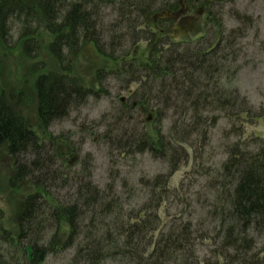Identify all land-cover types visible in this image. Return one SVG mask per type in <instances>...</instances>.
Instances as JSON below:
<instances>
[{
	"label": "trees",
	"instance_id": "trees-1",
	"mask_svg": "<svg viewBox=\"0 0 264 264\" xmlns=\"http://www.w3.org/2000/svg\"><path fill=\"white\" fill-rule=\"evenodd\" d=\"M159 1L170 2L160 10L173 14L164 22L172 24L176 19L174 23L186 26L189 17L180 0H0L1 43L11 18L22 17L20 37L26 39L23 51L29 58L38 48L31 25L52 35L47 50L60 72L40 74L34 84L36 115L44 132L73 106L103 92L101 74H114L137 89L131 103L120 100L124 114L119 116L113 136L120 134L127 147L148 152L168 165L166 174L147 184L149 197L127 211L118 201L103 200L90 180V171L83 170V177L61 171L68 148L53 138L40 140L0 95V155L12 171L8 186L27 189L13 218L15 230L0 227V264H42L51 252L71 248L73 254L66 264H264V137H244L241 126L263 113L252 114V107L236 88L222 85L226 62L235 61L238 55L232 41H215L210 35L191 46L174 42L168 35L156 38L146 16L151 11L155 14L153 8ZM185 1L204 5L209 14L218 0ZM108 4L117 5L119 21L110 25L105 43L98 29L104 21L101 7ZM206 24L207 19L204 27ZM127 37L135 46L146 42L144 60L129 58L123 44ZM88 44L99 58L115 64L119 60L115 70L95 72L97 90L85 86L69 68L70 58ZM134 104L140 114L150 112L158 122L168 118L166 132L157 128L151 139L145 130H129L127 116ZM221 117L232 123L227 134L234 133V137L226 144L225 157L212 177L204 154L209 132ZM190 160L192 175L209 178L202 199L196 197L194 205L188 200H192L190 190L197 178L182 179L179 188L170 184L172 175ZM68 184L76 196L62 200L56 190ZM174 206L180 209L172 211ZM2 217L0 209V220ZM62 230L67 231L61 235ZM203 244L211 247L199 256ZM4 245L11 250L3 253ZM25 245L32 247L29 261L20 253Z\"/></svg>",
	"mask_w": 264,
	"mask_h": 264
},
{
	"label": "rangeland",
	"instance_id": "rangeland-1",
	"mask_svg": "<svg viewBox=\"0 0 264 264\" xmlns=\"http://www.w3.org/2000/svg\"><path fill=\"white\" fill-rule=\"evenodd\" d=\"M23 1L32 3V0ZM181 1L183 3V0ZM169 3L159 1L153 10L156 13ZM184 3H186L184 9H188L187 17H189L186 26L174 23L176 19L172 24L160 21L152 16V11L146 16L147 22L157 33L156 38L160 34L168 35L174 42L191 43V46L197 39L201 42L210 35L215 37V41L218 38L232 41L238 55L235 61L226 62L222 85L227 89L236 88L252 107V114L263 113L257 119L248 118L252 120H246L241 125L244 130L243 136L264 137V0H218L214 2L209 14H197L198 7L192 6V1H184ZM102 6L101 14L104 16V21L98 33L106 43L110 36L108 29L111 28L110 25L119 21V13L116 12L117 5ZM205 19L207 24L204 27ZM35 26L36 24L33 23L30 31L34 32L32 38L37 41L38 48L33 57L29 58L23 51V43L26 39L20 37L23 28L22 17L9 20L5 41L0 42V95L5 97L11 109L23 118L25 124L38 135L40 140L46 142L53 138L54 142H61L62 146L68 148L69 151L62 158L63 163L59 168L61 171L69 172V176L75 174L81 177L85 175L83 170L90 171V180L100 189L103 200L118 201L125 210L132 212V209L149 197L147 184L155 176L168 172L166 162L152 157L148 152H135L134 147L123 144L126 138L121 139L120 134L118 137L113 136V129L119 126V116L124 114L120 109V100L131 103L129 99L132 98L131 95L137 89V85L134 83L126 85L117 75H108L104 72L100 76L103 92L101 94L98 92V97H88L81 105L73 106L66 117L53 121L44 132L39 127L36 115L35 80L40 74L60 72V69L53 55L47 50L52 35L43 28L34 29ZM118 33L119 31L113 33V36ZM127 38H129L127 42L121 43L125 44V51L129 50V58L144 60L148 53L146 42L140 41L135 46L131 43V38ZM91 45H83L80 51L70 58L69 68L85 86L96 89L95 72L102 69L115 70L119 60L115 64L99 58ZM153 57L156 59V54H153ZM127 118L129 130L133 127L137 130H145L151 139L155 138L157 128L165 133L169 126L168 118L158 122L159 120L150 112L140 114L138 106L134 107ZM231 125L229 120L221 117L209 132L210 139L204 158L212 177L217 175L219 164L225 157L226 144L234 137V133L227 134L231 130ZM238 125L239 123H236V126ZM192 165L190 160L188 165L181 166L170 178V184L174 188H179L182 179L188 182L197 178L195 186L190 190L192 200H188L194 205L198 203L196 197L202 199L209 178L192 175ZM11 172V168L0 155V209L3 211L0 227L13 232L15 230L13 218L27 189L9 188ZM87 180L85 176L84 181ZM74 191L75 189L68 184L58 188L56 194L62 200H73L76 196ZM166 205L169 206L168 203ZM174 208L180 209V206H174L171 210L174 211ZM66 231L62 230L61 235ZM210 247L206 244L201 245L199 256L204 255ZM9 250L11 249L6 245L2 247L3 253ZM73 250L74 248L51 252L42 264H66ZM20 253L21 256H26L25 251ZM106 264L114 263L107 261Z\"/></svg>",
	"mask_w": 264,
	"mask_h": 264
},
{
	"label": "water",
	"instance_id": "water-1",
	"mask_svg": "<svg viewBox=\"0 0 264 264\" xmlns=\"http://www.w3.org/2000/svg\"><path fill=\"white\" fill-rule=\"evenodd\" d=\"M162 15H165V16H170V14L167 12H163ZM25 251H26V254H27V259L29 260L30 257H31V254H32V251H31V247L30 246H26L25 247Z\"/></svg>",
	"mask_w": 264,
	"mask_h": 264
}]
</instances>
